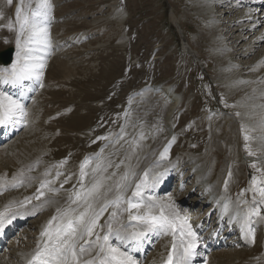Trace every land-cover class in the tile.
I'll use <instances>...</instances> for the list:
<instances>
[{
	"label": "rangeland",
	"instance_id": "1",
	"mask_svg": "<svg viewBox=\"0 0 264 264\" xmlns=\"http://www.w3.org/2000/svg\"><path fill=\"white\" fill-rule=\"evenodd\" d=\"M24 1L13 0L11 5L7 0L2 1L8 5L13 28H17L19 3L22 14L27 15L29 10H38L39 5L47 3L57 27V31L47 34V41L61 42L60 58L71 66L68 68L72 73L66 77L54 76L51 60L43 68L49 78L41 84V117L35 125L39 132L35 141L41 152L36 155L38 161L30 169L31 173L19 175L21 181H32L31 184L22 182L23 186L31 185L32 194L27 196L24 188H15L0 195V199L6 195L20 196L14 197L22 200L17 206L19 209L38 203L43 207L33 215L24 216L26 223L16 225L15 234L0 252L1 262L9 264L14 239L18 246L23 242L29 246L36 244L33 238L40 237L42 224L52 219L54 203V213L61 208L73 207L77 211L82 207L83 199L77 203L71 200L77 192L87 196L86 190L95 179L111 186L121 183L127 175L122 182L127 188L123 197L138 201L140 197H131V191L141 178L151 185L155 181L153 175H163L159 173L160 168L153 173V168L184 157L190 172L184 173L182 169L179 173L174 167L166 186L164 182L157 186L156 182L152 190L157 187L158 193L142 189L143 198L152 197L170 204L183 219L190 215L197 217L187 224L197 232L195 249L199 251L196 256L199 263L213 256L220 264H264V197L260 194L264 190V133L258 129L263 126L264 130V39L259 41L264 38V0ZM209 1L214 3L210 13L205 11ZM14 32L19 35L17 29ZM14 39L0 47V53L12 50L11 62L18 51L17 38ZM167 85L181 100L172 121L166 119L168 100L165 97L152 99L154 107L151 111L144 110L150 97L149 88ZM28 103L26 108L30 107L31 100ZM23 131L11 140L15 141ZM159 137L162 138L159 151L162 154L167 149V153L149 157L146 151L139 152L136 160L149 158L148 163L129 170L126 156L136 144L140 142L148 147ZM6 144H0V148ZM82 164L85 165L83 178ZM97 165L100 170L94 172ZM4 166L12 174L19 171L16 167ZM194 167L198 168L196 172ZM207 168L215 170L212 181L196 177ZM39 170L44 171V179H38L42 172ZM187 177L194 184L185 181ZM255 177L259 179L253 185L251 180ZM239 179L243 180L242 187L238 186ZM45 182L50 183L41 188ZM202 183L214 193L222 187L219 193L229 206L223 214L235 211L236 217L241 218L239 222L227 219L222 229L212 228L210 223L208 226L197 223L198 216L208 217V221L213 217L216 221L221 219L218 209L203 199L205 195L199 197L198 186ZM254 186L258 196L253 192ZM38 190L44 195L37 194ZM230 193L234 194L232 199H229ZM36 196L40 199H35ZM47 196L53 201L43 202L49 199ZM239 201L242 205H237ZM126 208L127 203H123L120 209H115L121 213L118 220L136 230V221L124 219ZM254 209L258 214H252ZM113 210L108 207L99 223ZM144 211L143 207L139 211L132 209L134 215H143ZM234 223L239 226L227 235ZM244 231L253 234L256 240L248 241ZM216 233L218 239H215ZM104 234L102 231L101 235ZM27 235L31 239L26 241ZM167 235L171 236L165 247L160 234L148 242L150 247L142 243L147 252L140 258L137 253V263L166 264L169 254L175 252L171 231Z\"/></svg>",
	"mask_w": 264,
	"mask_h": 264
},
{
	"label": "bare ground",
	"instance_id": "2",
	"mask_svg": "<svg viewBox=\"0 0 264 264\" xmlns=\"http://www.w3.org/2000/svg\"><path fill=\"white\" fill-rule=\"evenodd\" d=\"M2 1H4V0H2ZM2 1L0 0V47L3 46L4 44H9V42H11L12 40H15L14 38H17L18 34L16 35V32H14L15 29H17V32H19V23L17 22V28L14 29L13 25L11 23V18L9 16V11L10 10L8 11V5L4 4ZM26 1H24V2H26ZM29 1H31V0H29ZM22 2H23V0H22ZM207 3L208 4H206L207 8L205 7V11L210 13V10H211V8H213L214 3L210 2V1L207 2ZM43 5H44V3H43ZM43 5H41V6L39 5L38 7H40V8L34 7V8L38 9V10H35V12L39 13L34 19H35L38 27L45 28V29H47V31H46V33H40L39 34L38 39L41 40L40 43L32 44V45H30V47L35 49V51L33 52V55L36 56V57L42 58L44 64L47 61H50V60L53 62V63L50 62L53 65L52 68L50 66L51 74H53L54 76H58L59 75L60 77L61 76H65L66 77V75L72 73V71L68 68V66L69 67H71V66L68 65V63H65L64 61H62L61 58H60V51H61V47H62V46H60L61 42L53 41L52 44H50L49 41H47V34L48 33L52 34L54 30L57 31V27L54 24L55 22L51 19L52 12H50L48 7H43ZM18 7L21 8V4L20 3L17 5V8ZM211 11H213V10H211ZM31 12H34V10H32V11L29 10V13H28L29 16H31ZM42 14H43V16H42ZM48 29L50 30L49 32H48ZM27 35H28V32H25L24 36H27ZM20 39H21V43H22L24 37H21ZM263 39L264 38L261 37V39L259 41H261ZM16 41H14V42L16 43ZM16 47H17V43H16ZM19 55H22V53H19V50H18L15 53V56L13 58L12 63L7 65V66L0 65V69H4V68L11 69L12 65L18 61V56ZM54 57H56L57 59H55ZM20 63H23V61H20ZM53 69H55V70H53ZM46 73H47L46 69H43V75H42L39 83L36 82L35 79H31V80H24L22 82V85H23L22 87H21V85L13 86V85H10V84L9 85L2 84V87L0 86L1 87L0 91L2 90L6 94H8L10 96H13V98L20 99V101L24 105V107L26 106V104H29L28 102H30V100H31L30 107H28V108L25 107V111H26L27 115L24 116L23 119H19L17 117L16 118V122L7 121V122H11L12 123V125H13L12 127H13V131L14 132H17V131L20 132L22 129H24V131L21 133V135L18 138H16L15 141L11 140L14 137L15 133L11 137H8V138L5 137L4 139L2 138L3 140H0V142L1 141L7 142L6 145H4L3 147L0 148V185H1L0 195H5L7 193H10L12 191V189H15V188H24V194H26L27 196H30L32 194L30 192L31 185H29V184L32 183V181H28V180L27 181H24V180L21 181L22 178H20V177L22 176L21 175L22 173H25V172L31 173L30 169L38 161L36 155L41 152L40 149H39L40 145L37 143V141H35L36 132L39 133L38 132V128L35 125L40 121V117H41V111H40V105L42 103V99L40 98V95L42 94L41 84L43 82L48 81L49 77L46 76ZM236 79L239 80V79H242V78H236ZM256 86H257V84H255L252 89H254ZM21 88H23V89L21 90ZM11 89H12V92H9V90H11ZM15 92H17V93H15ZM149 92H150V97H149L148 101L146 102V104L144 106V110H150V109H152L154 107V104L151 101L152 99H160V97L161 98L165 97L168 100V104H167L166 110H165L166 119H169L170 121H172L173 114L179 108V106L181 104V100H180V98H178V95L175 94L174 92H172L168 85L167 86H162V87H158V86L157 87H150L149 88ZM240 92H242V91H240ZM259 101H260V99H259ZM253 112L255 113V111H253ZM148 119H149V117H148ZM258 129L262 133H264L263 126L258 127ZM29 133H32V134L28 135ZM258 133H260V132H258ZM27 136H29V137H27ZM24 137L28 138L29 141L25 140ZM161 139L162 138L159 137L151 145H148V147H144V145L142 143L138 142L136 144V146L126 156V158H127L126 159V165H127L128 169L131 170L130 168H132V166H135V168H137L140 164L144 165V164L148 163L149 158H147V159H141L140 158L139 161L136 160V156H137V154L139 152L146 151L149 157L159 153V156L162 157L161 152L159 151L160 150V146H161ZM14 143L17 145L16 147H15ZM263 152H264V147H263ZM233 154H235V153L233 152ZM41 161H42V157H41ZM185 162H186V159L184 157H179V158L175 159V162L172 163V164H168V165H165V166L162 165L163 167L162 166H159V167L157 166V167L153 168V173H155L160 168L161 171L159 173L163 174V175H160V176L159 175H153V179L155 180L154 183H150L151 185L148 184L147 187H143V190H145V191L146 190L147 191L151 190V192L152 191L157 192L158 191L157 187H155L154 190H152V187L155 185V183L157 181H158L157 182V186L162 185L163 182H164V186H166L165 183L168 182V180H169L168 174L170 175V170L174 169V167L176 168V171H178L179 173L182 172L181 171L182 169H183L184 173L190 172V170H191L190 168L191 167H188V165ZM204 162H205V160H204ZM4 165H10V166L16 167L15 170L18 169L19 171H18V173L16 172L17 174H12L11 173L12 172L11 169L10 168H5ZM208 165H209V163H208ZM10 166H7V167H10ZM17 166H19V167H17ZM234 168H236V167H234ZM47 169H49V168H45L44 170H47ZM197 169L198 168H196V167L193 168V170L195 172L197 171ZM39 171L40 172L42 171V172L41 173L39 172L40 174H38V179H44L45 178L44 171L43 170H39ZM214 171H212V170L210 171V168H207V171H205L204 173L196 174V177H198L201 180H203L204 177H206L209 181H212L214 179V177H215ZM141 174H142V171H141ZM11 175L13 176L12 178H10ZM19 175H21V176H19ZM17 176H19V177H17ZM94 176H96V175H94ZM23 179H25V178L23 177ZM117 179H118V177H117ZM258 179H259V177H255L253 180H251L253 182V185ZM142 180H144V179L141 178L140 182ZM95 181H99L102 184L103 187L101 188L99 194H93L91 196H88L87 203L92 204L93 209L99 210L105 204L106 201H110V200L114 199L116 197V195H117V192H116V187H115L116 185H111L110 186L105 181H100L99 179H95ZM185 181H190V178L187 177V179ZM239 181H238L239 182L238 186L242 187V182L241 181H243V180L239 179ZM22 182H26V183H29V184H28V186H23ZM122 182L124 183V180H122ZM140 182H137L136 184H138ZM191 183L194 184V182H191ZM167 185H170V183L167 184ZM202 185L204 186V184H202ZM198 187L201 188V186H198ZM205 188H207V187L205 186ZM109 189H111V191H108ZM134 190H132L131 192H133ZM221 190H222V187L219 186V189L216 192L219 193V192H221ZM122 191H124V190L122 189ZM162 191H164V188H163ZM40 192L41 191H39L37 194H40ZM105 192H107L106 196L104 195ZM253 192H254V194L256 196H258V191H257V188L255 186H254ZM124 193H126V192H124ZM54 194L57 195V193H54ZM202 195H205L204 198H203L204 200H208L209 199L207 192L202 191L201 193H199V197H202ZM233 195L234 194L230 193L229 194V199H232ZM14 197L18 198L20 196L17 195V196L8 197V195H6L5 198L0 199V212H4L6 216H13V214H16L14 216V218L11 219V222L7 223L6 226L3 229V231L8 230L9 232H11V233L8 234V237H7L8 240L15 234L16 230L14 231V233H12V229H14V227H16L17 224H21L23 222L22 220H24V219H22V218L24 216L33 215L38 209L43 207V206H38V205H40V203H38V204H36L34 206H28V207H24L23 209H19V208H17V206L20 204V202L22 200L16 199ZM47 197H49V196H47ZM131 197H133V196H131ZM143 199L145 201H148V202H153V201H150L149 199H146V198H143ZM211 200H213V197H211ZM46 201L47 202L49 201V203H50L53 200L49 197L48 200L45 199V201H43V202H46ZM154 201H157V200L154 199ZM220 201H221V198L219 197L215 201L214 204L217 205L218 207H220L221 206L220 205ZM240 201L237 203V205H242V202L246 203V201L243 200V199H242V202H240ZM159 203L163 204L162 202H159ZM9 205H11L10 208L8 207ZM54 205H55V203H54ZM54 205H52L53 208H54ZM71 205L72 204L70 203L69 206H71ZM163 205H165V204H163ZM168 205H170V204H168ZM46 206H44L45 210H46ZM85 207H87V204L84 201V204L82 205V207H79V209L76 211V213H73V215L79 213L80 211H83ZM53 208H52L53 213H52L51 217H53V216H58L59 217V213L56 212L57 210L55 211L56 213H54V209ZM6 209H7V211H5ZM67 209H70V208H67ZM60 210L62 212V211H64V208H61ZM166 211L170 212V213H177L171 207L166 208ZM153 212L158 215L159 214V209L158 208L157 209H153ZM128 215L129 214L127 212L125 214V216H124V219H128ZM232 216H234L233 213H230V217H232ZM236 216L237 215H235V217ZM193 218H197V217L196 216L192 217L190 215V216H186L184 219L183 218L182 219L185 220L189 224V223H191V220ZM102 219H103V216L100 217L99 221H101ZM107 220H108V218H106L103 223L102 222H100V223L98 222L99 225H105V226L104 227H99L98 226L95 229V231H97L96 233L101 235L102 231H105V233L108 231V229L106 227ZM231 220L232 219L228 218V222H230ZM46 222H44L42 224V226H41V230L43 229V231L45 230V228L49 227L48 222L47 223ZM57 223H59V220L53 221V224L51 225V228L54 229ZM120 223L121 222H119V220H118V223H113V229L115 230L119 226ZM197 223H199L200 225H206V226H208V223H210V227L215 228V229L218 228V227L219 228L221 227V229H222V226L224 225L225 221H221L219 219H218V221H216V218H214V217L212 218L211 221H208V217L198 216ZM246 223H247V225H249L250 221L249 222L246 221ZM229 224H231V223H229ZM237 226H239V224ZM230 227L231 228H230V230H229L227 235H229V233L230 234L234 233V229L235 228L233 226H230ZM134 230H135L134 228H131V227L129 228V232L134 231ZM193 232H194V230H193ZM244 232L248 236L246 238L248 241L254 242L256 240V238H255V236L253 234H250L247 231H244ZM194 233H197V232H194ZM155 234H157V233L150 232L148 234L146 240L143 241V246L145 245L146 247H150L148 242H150V241H152V240H154L156 238ZM157 235L159 237V234H157ZM170 236L169 235H165L163 233H160L161 239L163 238L161 240V243L163 242V244H162L163 246L167 242L166 241L167 238H169ZM101 237H102V235H101ZM216 238L217 239L219 238L218 234L216 235ZM28 239H31V237L28 236V235L25 236L24 240L27 241ZM34 239L36 240V244L34 246H29L28 244H26V242H25V244L23 242L20 246H18L17 245L18 242L14 243V241H16L14 239L13 243H12V244H14V246H12L13 250L11 251V258H9V260H10L9 264H29V261L32 260V258L34 256V254L36 253L38 247H40V248L43 247V244L47 240V237H42V235H41L40 237H36V238L34 237L33 240ZM91 239L94 241L96 239V237H91ZM187 239H191V238L187 237ZM222 239L223 238H221V242L223 241ZM8 240L5 242V245L8 242ZM112 243L113 244H117V243H120V242H117V241H115L113 239ZM175 243H176L177 247L175 249L174 254L172 255V264H177V262L180 259V256L183 254V248L180 247V236H179V233H177ZM167 244H168V242H167ZM118 246L123 247V245L121 243ZM131 246H132L131 243H129V247H131ZM15 247H17V248H15ZM19 250L20 251L21 250L22 251H26V253L22 254V253L19 252ZM95 251H96V249L93 250V252L91 254L92 256H95ZM137 253H138V255H140L139 251ZM132 255H133V253H132ZM30 256H31V258H29ZM90 258L91 257L88 256V255H85L83 257L84 260H87V259H90ZM1 259H2V257H1ZM3 261H5V259H3ZM0 262H1V260H0ZM199 262L200 261L198 260L197 257H195L194 260L192 261V263H194V264H220L217 261V259L214 258L213 256L209 257L204 263H199Z\"/></svg>",
	"mask_w": 264,
	"mask_h": 264
},
{
	"label": "snow or ice",
	"instance_id": "3",
	"mask_svg": "<svg viewBox=\"0 0 264 264\" xmlns=\"http://www.w3.org/2000/svg\"><path fill=\"white\" fill-rule=\"evenodd\" d=\"M12 2L13 0H7L9 5ZM43 7H47V4H44ZM38 14V12L34 11L29 16L22 14L21 8L18 7L16 9V18L19 23L17 48L22 55L18 56V61L12 65L11 69H0V84L21 85L22 87L24 80L31 79H35L39 83L45 64L42 58L33 55L35 49L30 47V45L40 43L41 40L38 39L39 34L46 33L47 30L37 26L34 18ZM25 32H28L27 36H24ZM21 37H24L22 43ZM20 61H23V63H20ZM26 115L25 107L20 99L13 98V96L0 91V125L7 121L16 122L17 117L22 118ZM166 153L167 149L161 155L163 156ZM249 154L251 155V153ZM84 166V164L81 165L82 178L85 175L83 171ZM99 170L100 165H97V168L93 169L94 172ZM145 176H147V173H145ZM123 179L126 180L127 175ZM48 183L50 182L42 183L41 188L47 187ZM147 186L145 180L136 184L132 196L140 197V199L133 201L131 198L124 199L122 189L126 191L127 188L122 183H117L115 186L117 192L115 199L106 201L99 210L93 209L92 204L87 203L88 196L100 193L103 186L99 181H95L92 187L86 190L87 196H82L81 193L77 192L75 194L76 198L72 199L71 202L77 203L78 200L83 199L87 207L75 215L73 213H76V209H65L62 212L60 209H57L59 217L53 216L49 220V227L45 228L41 233L42 237H47V240L44 242L42 248L38 247L29 264H137L136 258L132 253L142 247V243L148 234L155 232L157 234L163 233L167 235L169 231L173 235V249L175 250L177 247L175 243L177 233L180 236V247L183 248V254L180 256L177 264H191L196 247V234L191 230V225H188L185 220L179 217L178 213L167 212L166 208L171 207V205L160 204L158 201H154L152 197H149V200L153 202L145 201L143 199L142 189ZM81 187H84L83 184H81ZM50 191L55 192L56 189H50ZM108 191H111V189ZM260 194L264 197V190H261ZM42 195L44 193L41 191L40 196ZM104 195L106 196L107 192ZM40 196L34 198L40 199ZM123 203H127V208L123 209V211L128 212L129 221L137 222V225L134 226L136 228L134 231L129 232V228L133 226L128 224H119L115 230L113 229V223H118V216L120 215L115 209H120ZM8 207L10 208L11 205ZM108 207H113L114 210L106 222L108 231L101 237L100 234L95 232V229L98 226H105L99 225L98 222ZM142 207L145 209L143 215H134L132 213V209L139 211ZM157 208L159 209L158 215L153 212V209ZM252 214H258L257 210L254 209ZM15 215L6 216L4 212H0V232L3 231L7 223L11 222V219ZM57 220H59V223L52 229L51 225L53 221ZM140 225H144L145 227H140ZM94 235L96 239L93 241L91 237ZM187 237L191 239H187ZM113 239L120 242L123 247L113 244ZM129 243H131V247L128 246ZM94 249H96L95 256H92L91 254ZM85 255L91 258L84 260L83 257ZM166 264H172L171 254H169Z\"/></svg>",
	"mask_w": 264,
	"mask_h": 264
},
{
	"label": "water",
	"instance_id": "4",
	"mask_svg": "<svg viewBox=\"0 0 264 264\" xmlns=\"http://www.w3.org/2000/svg\"><path fill=\"white\" fill-rule=\"evenodd\" d=\"M11 55H12V51L11 50H6L3 51L0 55L1 60L3 62V64H9L11 61Z\"/></svg>",
	"mask_w": 264,
	"mask_h": 264
}]
</instances>
